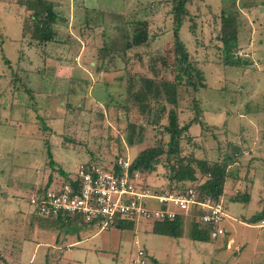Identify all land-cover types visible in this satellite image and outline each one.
Segmentation results:
<instances>
[{
  "label": "rangeland",
  "instance_id": "obj_1",
  "mask_svg": "<svg viewBox=\"0 0 264 264\" xmlns=\"http://www.w3.org/2000/svg\"><path fill=\"white\" fill-rule=\"evenodd\" d=\"M49 1L60 7L56 13L60 19L52 27L59 43L39 45L31 41L29 13L18 7L25 0H0V262L66 264L54 253L46 254L48 243L58 240L59 256L66 261L70 256L66 245L83 243L73 249L80 255L78 264H131L140 250L148 264H264V225L247 221L264 204V0H248L253 4L247 12L243 8L247 0H240L241 7L232 11L241 31L233 57L241 58V65L224 64L217 39L219 13L231 5L230 0H191L179 30L189 60L206 77V89H200L197 98L202 121L209 128L193 125L189 135H202L195 145L183 140V153L222 162L231 147H239L242 159L229 170L232 175L224 187V200L227 204L229 198L244 192L251 200L234 209L229 204L228 212H234L228 214L234 218L223 222L224 236L205 243L188 238L192 215L184 218L183 235L177 239L153 234V224L144 220L102 232L85 224L54 229L29 225L33 218L28 198L48 180L61 185L60 169L73 173L80 163L104 166L119 156L133 160L154 139L167 142L160 131L167 124L168 111L174 108L180 113L181 125L194 115L195 93L185 87L184 78L176 106L169 103L173 96L165 97V111L152 106L161 126L149 123L148 115H142L127 95L129 88L139 85L128 88L125 76L130 69V74L156 82L177 80L178 46L169 0H110L106 12L124 14L119 18L102 12L103 26L86 23L98 17L89 8L93 0ZM72 7L73 17L68 20L66 11ZM113 26L116 30L111 31ZM145 30L152 44L145 42ZM106 33L110 34L107 39ZM123 34L133 45H141L138 53L134 48L127 52L129 64L124 66L117 53L101 59L108 40L109 46L115 42L122 49ZM136 54L142 57L135 64ZM130 124L135 125V134L143 128L141 145H127ZM166 166L162 162L157 167L147 180L150 186H169Z\"/></svg>",
  "mask_w": 264,
  "mask_h": 264
},
{
  "label": "trees",
  "instance_id": "obj_2",
  "mask_svg": "<svg viewBox=\"0 0 264 264\" xmlns=\"http://www.w3.org/2000/svg\"><path fill=\"white\" fill-rule=\"evenodd\" d=\"M191 2V0H169L168 3L171 5V10L169 12L172 15L173 19V37L176 40V45L178 46L177 53V75L176 79L172 82L169 81H159L156 82L150 78H147L144 75H136L130 74L131 69L129 71V75L126 73L125 79L128 88L132 85L136 86L138 83V87L136 89L129 88L127 90V95L130 96L133 103L138 105L140 113L143 115H148V121L153 126L160 125V116H156L152 110L153 105H158L157 109L160 108L161 111H165L162 103H167L165 97L171 98L172 96L175 98L174 101H170L169 103L173 106L177 105V89L182 83L183 78L185 79L184 85L187 88H190L195 95L192 97V110H193V118L189 119L186 124L181 125L180 123V113H177L174 108L167 112V124L162 126V130L160 134L167 137V142L163 143L161 139L157 141L154 139L151 141L150 145L144 150L137 153L136 157L133 158L130 162V171L131 172H139L144 179L147 180L148 177L152 176L153 173L156 172L157 167L165 162L167 165L165 168L168 171V175L166 176L167 183H169L168 188L170 190H177L180 188H184L187 185L194 186L195 189L199 192L202 197H210L213 199H218L223 195L224 187L228 177H231L230 168L240 165V161L242 159V155L240 154V148L237 146L231 147V151L229 150V155H226L222 162L218 161H210L206 158H197L194 154L186 155L184 154V149L182 146V141L186 140V144L195 145L197 140L200 138V135H189L190 129L193 125H199L202 129L205 130L207 126L202 121V111L200 109V103L197 96L200 94V89H206L205 80L206 77L203 72L199 71L195 65L189 60V54L185 47L179 40V30L182 24V19L189 14L187 9V5ZM131 3H133L131 1ZM133 6V4H131ZM230 3V1L228 2ZM19 4V3H18ZM55 4L53 1L49 0H25L24 3L20 2L19 10L23 8V13H29L27 15L28 19L33 23V31L31 34V41L37 42L40 44L47 43H57V38L55 36L53 26L56 21L60 19L56 12L54 11ZM131 6V7H132ZM229 7V8H227ZM226 8H222L219 17H220V31H219V39L220 44L222 46L221 52L224 56V64L225 65H241L242 59L236 57L234 60L235 50L238 48V39L240 34V29L238 26V18L232 11H236L235 1H231V5ZM132 9V8H131ZM239 11V9H238ZM122 14L119 18L123 17ZM95 19H88L86 23L88 24H100L104 25L103 14L100 16L97 14ZM115 19L120 20V19ZM136 29H138V22ZM134 24V23H132ZM142 24V22H141ZM111 31L115 29V26L110 28ZM116 30V29H115ZM26 29H24V37ZM110 32V30H109ZM135 32V31H134ZM163 35V33L161 34ZM110 34L106 33L105 39L109 38ZM122 49H118V45L115 42L110 43L109 40L105 42L107 46L102 48L101 59H105L107 55H113L115 53L120 54L123 59L124 66L129 64V58L127 52L132 48L136 50V53L141 49L140 44L133 45L131 41H127L125 35L122 36ZM144 40L147 44H152V41L149 37L148 32L145 30ZM112 47L113 49H111ZM136 61L139 62V57L137 54L135 55ZM181 77V80L178 78ZM168 99V100H169ZM161 126V125H160ZM46 126H44L45 128ZM129 128H131L132 132L128 134L126 138V143L129 147H132L136 144L143 143L142 140V130L140 127L137 134H135V125L130 124ZM214 128V127H213ZM262 128V127H261ZM209 128H207L208 130ZM246 130L245 128H243ZM243 129L241 132H243ZM263 129V128H262ZM259 130V129H257ZM206 131V130H205ZM262 131V130H260ZM203 132V131H202ZM255 135L257 132H253ZM205 135H203L204 137ZM198 143V142H197ZM239 145H244V142H238ZM230 148V146H228ZM228 151L227 148L224 149ZM223 150V151H224ZM48 159L49 165H54L53 160L51 159V154L48 151ZM90 164V163H89ZM77 168V167H76ZM60 176L62 177V184H74V180L72 177L73 173H66L63 170H59ZM264 175V173H263ZM51 181L48 180L47 184L41 188H37L39 193L45 192L51 186ZM35 186V185H34ZM230 199V203H243L247 204L249 202L250 196L247 192L243 194H237ZM191 228L188 232V238L192 241L197 242H209L210 234L209 228L203 227L197 221L196 213L191 214ZM33 218L32 222L29 225L38 224L40 228H58L65 226L68 222L73 220V222L79 224H85L80 218H72L66 215L59 214L55 218H42L40 216L32 214ZM183 221L184 217L177 216L173 221H165L162 223H154L152 227V233L155 235L165 236L171 239L180 238L183 235ZM248 224L255 225L264 221V204L262 209L255 213L251 218H249ZM127 221H119L117 223L116 228H124L126 227ZM0 264H7L6 262H0Z\"/></svg>",
  "mask_w": 264,
  "mask_h": 264
},
{
  "label": "built area",
  "instance_id": "obj_3",
  "mask_svg": "<svg viewBox=\"0 0 264 264\" xmlns=\"http://www.w3.org/2000/svg\"><path fill=\"white\" fill-rule=\"evenodd\" d=\"M128 157L119 156L104 166L80 163L74 184H52L43 193L34 190L27 200L32 214L55 218L59 214L80 218L99 232L116 227L119 221L162 223L177 216L196 213L197 221L209 228L210 239L224 236V196L202 197L194 186L170 190L152 187L139 172L130 171ZM264 221L261 222V226ZM131 264H148L140 250Z\"/></svg>",
  "mask_w": 264,
  "mask_h": 264
},
{
  "label": "crops",
  "instance_id": "obj_4",
  "mask_svg": "<svg viewBox=\"0 0 264 264\" xmlns=\"http://www.w3.org/2000/svg\"><path fill=\"white\" fill-rule=\"evenodd\" d=\"M110 0H93V4H91L90 3V9H91V11H93V12H95L96 14H101L102 12H104L105 14H121V13H114V12H106L107 11V8L109 7V6H111V4L110 5H108L107 3L109 2ZM238 1V0H237ZM237 1H235V5H236V7H238V8H240L241 7V3H240V0H239V2H237ZM230 3H231V0H230ZM252 2H250V1H246V3H244V5H243V8L245 9V12H247V11H250V9H251V7H252ZM219 5H221V2H220V4ZM264 5V4H263ZM251 6V7H250ZM64 7H65V5H64ZM78 7V6H77ZM227 7V6H226ZM58 8H60V7H57L56 5H55V7H54V11L58 14ZM73 8V10H68V11H66L67 13H66V15H67V19L69 20V17H70V20H72V17H73V11H74V7H72ZM264 9V8H263ZM23 9H21V11H22ZM208 10H211V8L209 7L208 8ZM242 11V10H241ZM243 12V11H242ZM244 13V12H243ZM105 14H103V15H105ZM264 14V13H263ZM59 15V14H58ZM69 15V16H68ZM214 15H215V17H216V15L217 14H215V12H214ZM247 16V15H246ZM59 17V16H58ZM61 17V16H60ZM57 43H59V42H57ZM69 173H72V172H69ZM151 177V176H150ZM150 177H148L147 178V180L150 178ZM157 186V185H156ZM158 187V186H157ZM223 196H224V194H223ZM250 202V204H251V200L249 201ZM231 205V209H234L235 207H236V205L238 206L240 203H230V202H228L227 204H225V213H226V218H225V220L224 221H226V219H228L231 215H229L228 213H232V212H234V210H231L230 212H228V205ZM240 205H242V204H240ZM247 205V204H246ZM260 211V210H259ZM258 210L256 211V213L257 212H259ZM254 215V214H253ZM252 215V216H253ZM252 216H250L249 218H251ZM231 218H234L233 216H231ZM248 218V219H249ZM242 220V219H241ZM243 221H246V220H243ZM77 225H79V223H76V222H73V220H71L70 222H68L67 224H66V226L65 227H73V226H77ZM250 225V224H249ZM91 227V226H90ZM197 242V241H196ZM211 242V241H210ZM58 240H56V241H54V243L53 244H51V243H48V250L46 251V254L47 255H49V253H54L56 256H58L59 257V261H60V263H63V262H65L66 264H78L77 263V260H78V258H79V253H77V252H73V249H74V247L75 246H80V245H82L83 243H81V242H71V243H68L67 245H66V247H65V250H66V253H69L70 254V256H69V258L67 259V261H66V258H64L63 256H59V254H60V252H61V248L59 247V245H58ZM227 243L228 244H231L232 242H231V240H229V241H227ZM233 244H231V246H232ZM230 246V247H231ZM51 250H53V252L51 251ZM22 255H23V251H22V253L20 254V258L19 259H21V257H22ZM47 259V258H46ZM154 260V259H153ZM153 263V262H152ZM154 263H156V260H154ZM30 264V263H29ZM31 264H33V263H31ZM46 264H48V261H46Z\"/></svg>",
  "mask_w": 264,
  "mask_h": 264
},
{
  "label": "water",
  "instance_id": "obj_5",
  "mask_svg": "<svg viewBox=\"0 0 264 264\" xmlns=\"http://www.w3.org/2000/svg\"><path fill=\"white\" fill-rule=\"evenodd\" d=\"M151 261L154 263V260L153 259H151Z\"/></svg>",
  "mask_w": 264,
  "mask_h": 264
}]
</instances>
